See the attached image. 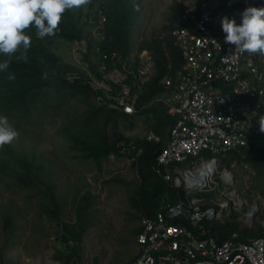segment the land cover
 I'll list each match as a JSON object with an SVG mask.
<instances>
[{
    "label": "trees",
    "instance_id": "16d2710c",
    "mask_svg": "<svg viewBox=\"0 0 264 264\" xmlns=\"http://www.w3.org/2000/svg\"><path fill=\"white\" fill-rule=\"evenodd\" d=\"M91 1L92 10L88 12H85L83 6L80 9L67 10L63 14L58 30L52 36L40 39L36 36L35 29L30 27L27 31L32 35V42L27 52V60L18 59L21 55L19 51L12 57L0 56V60L10 59L8 69L0 72V114L9 118L18 129V135L25 132L28 136L32 126L37 125L34 118L38 112L50 118L62 114L64 119L58 126V133L63 137L61 146H67V155L71 161L76 164L79 162L85 164L84 172L100 170L104 160L112 155L119 158L123 156L128 159L133 158L122 154L119 144L135 142L143 148V153L133 161V166L138 169L140 183L138 182L131 192L129 202L140 212V219L145 216L154 217L164 200L176 204L180 199H185L186 193L183 189L176 188L172 182L165 180L163 174L157 173L154 169L156 157L164 146V142L156 143L148 141L147 138L128 136L129 127H134L138 116L127 114L113 106L115 101L109 100L108 96L116 95L121 84L104 76L101 65L107 64L111 70L117 68L126 76L124 83L130 85L133 94L138 96L136 104L138 111L160 98L161 102L157 101L150 109L154 111L155 117L149 118L147 122L150 124L151 131H155L165 139L171 132L177 117L165 110V102L162 99L169 92L165 89L162 79L171 76L176 80L178 72L182 70L185 63L182 50L174 44L173 31L177 28L190 27L193 22L183 19L184 8L172 9L173 14L170 23L164 28V35L157 37L152 42V46L148 47L154 62L155 73L148 76L150 77L148 80H144L140 57L142 47L136 55L133 56L131 53L132 27L137 22L136 15L133 19L130 11L131 0ZM98 7L105 8L108 15V21L103 28V40L100 37L98 40L94 35H87L85 30L87 24L97 20L94 9ZM165 34L171 36L172 40L169 41ZM84 40H87L89 48L77 52L73 45ZM165 41L168 44L167 49H165ZM58 42L67 44L74 51L75 56L79 54L82 62L87 63L88 71L73 70L72 67L61 63L60 56L54 50V45ZM96 43L101 48L102 54L92 50ZM103 53L108 56L107 60L104 59ZM74 71L79 72V78L70 77L69 73ZM10 74L15 78L8 79ZM89 78L106 79L113 91L108 93L103 89L93 88ZM98 97H103V100H98ZM75 102L77 106L80 104V107L84 108L75 107ZM258 111L260 116L264 115V105ZM39 124H41L40 121ZM15 139V142L0 146V179L11 194L25 192L23 194L25 197L21 196V198L27 199L30 203L29 210L39 207L41 219L47 218L50 222L55 221L58 224L62 231L60 240L70 251L67 256L65 253L63 258L57 259L70 264L73 262L70 256L73 253L71 250L73 247H75L74 251L80 250L84 235L92 226L91 214L86 216L95 203L92 189L87 181L82 182L83 186H76L75 194L71 199L73 204L77 205V223L66 222L63 216L64 197H59L56 188L57 168L54 167L57 161L51 159L49 163L52 162V168L47 167L44 160L48 157L43 152L38 158L32 156L21 146L22 143L18 137ZM248 141V148L244 147L239 152L229 154L223 158V161L228 166L234 161L243 166L248 164L255 174L254 190H258L262 187L261 184H264V132L258 135L250 132ZM206 156L212 157L209 153ZM42 158L43 162H41ZM197 161L191 158L186 164H177L174 167L182 168L187 164L192 166ZM58 168L61 174L66 172L63 161L58 163ZM111 181L124 182L123 179L118 178ZM258 183L261 184L258 185ZM83 191L85 193L79 199ZM38 198L40 202H36ZM16 215L18 218L19 214ZM11 216L14 218L13 215ZM238 216L233 214L231 219L205 221V224L213 230L212 234L223 242L229 240L237 231L240 232L242 241L248 242L264 237V226L257 229L241 228V224L237 221ZM173 222L194 230L185 219H176ZM141 230V227H138L134 229L133 234L138 236ZM74 255L77 253L74 252ZM137 258L129 264H134Z\"/></svg>",
    "mask_w": 264,
    "mask_h": 264
},
{
    "label": "built area",
    "instance_id": "2783aa9c",
    "mask_svg": "<svg viewBox=\"0 0 264 264\" xmlns=\"http://www.w3.org/2000/svg\"><path fill=\"white\" fill-rule=\"evenodd\" d=\"M249 6H264V0H226L215 6L203 1L200 12L189 9L183 14V19L193 25L173 32L186 62L176 80L164 78L169 93L163 101L177 120L169 139L150 131L147 140L164 142L154 169L176 188H184L186 194L176 204L164 200L154 217L141 219L139 256L134 264H264V237L242 241L237 231L223 242L205 224L224 219L225 211L233 207L234 196L229 190L234 181L230 174L218 177L215 159L249 147L248 134L260 132L250 102L264 99V56L240 52L226 44L221 26L225 15L240 22L242 11ZM98 13L104 25V9ZM86 47L85 42L74 45L76 51ZM97 51L102 53L100 47ZM103 57L108 59L105 53ZM101 70L108 79L121 84L116 95L108 96L115 101L113 106L134 114L138 96L124 83L125 76L118 82L109 76L119 69L102 64ZM69 75L72 79L80 77L76 71ZM89 79L93 88L113 91L106 79ZM119 147L133 161L143 153L135 142H121ZM207 153L212 157H206ZM191 158L202 163L185 169L174 167ZM213 195L218 199L211 202ZM237 204L242 206L244 201ZM176 219L187 220L194 230L175 224Z\"/></svg>",
    "mask_w": 264,
    "mask_h": 264
},
{
    "label": "rangeland",
    "instance_id": "374dc122",
    "mask_svg": "<svg viewBox=\"0 0 264 264\" xmlns=\"http://www.w3.org/2000/svg\"><path fill=\"white\" fill-rule=\"evenodd\" d=\"M91 2L88 0V3L83 5L85 12L92 10ZM161 2L164 5L163 10H151L154 6L158 7ZM135 4H137V8H135ZM177 4V0H143L138 6V2L134 1L130 5V11L133 19L136 15L137 22H142L140 31L147 30L151 33L156 28H163L168 24L171 9ZM172 6L173 8H171ZM152 20L156 23L153 24ZM90 23L85 26V30L91 36L98 31L100 26H97V20ZM135 28L136 24L132 29L133 35L136 34ZM137 43L139 44L140 40L136 38L134 42L132 40V49L137 46ZM54 50L64 65L72 67L73 70L88 71L87 63L82 62L79 54L75 56L74 51L67 44L55 43ZM109 77L119 82L124 78V75L121 72H114ZM74 106L80 107V104L77 106V102H75ZM63 119L62 114L50 118L48 115L38 112L34 118L37 125L32 126V130L28 133L29 136L24 132L17 137L22 143L21 146L32 156L38 158L43 152L48 159L42 158L41 162L46 161L47 167L52 168V162L49 163L51 159L57 161L56 167H54L57 168L55 180L57 194L66 198L67 207L74 205L70 196L75 194L76 186H83L82 182L87 181L97 196L94 207L89 213L92 226L86 231L80 250L74 251L75 247L71 250L73 253L70 256H72L73 262L70 264H129L139 254L137 236L133 234V231L137 226H141L140 212L134 209L129 202L131 192L139 182L138 169L133 166L130 159H122L113 155L104 160L100 170L84 172L85 164L83 165L82 162L76 164L71 161L67 155V146H61L63 137L58 133V126ZM129 128L128 135L131 137L142 134V132H136L132 136L130 131L133 128ZM13 141L15 142L16 139ZM219 160L222 161L220 158ZM60 161H63L65 165L66 172L64 174H61L58 168ZM231 166L235 169L238 178L229 190V194L234 196L232 201L234 209L230 208L228 213L225 211L227 216L223 220L231 219L233 214H238L237 221L242 227L248 225L252 228L253 222L261 225L264 222L263 211L256 209L254 203L259 200L263 205L264 196L260 191L257 197V192L254 190L256 183L254 171L250 166H243L237 161L232 162ZM227 170H229L228 164L225 163L222 165L221 172ZM95 175L96 177H94ZM115 178L123 179L125 183H113L111 180ZM258 185L260 184L258 183ZM20 192L11 194V191L0 179V264H66L65 261L57 259L63 258L65 253L67 256L70 251L60 240L62 231L58 224L55 221L50 222L47 218L41 219L39 207L29 210L30 203L27 199L21 198V196L25 197L23 195L25 192ZM214 199L218 198L213 195L210 201L212 202ZM242 201H244V208H242L243 205H235V202L241 203ZM36 202H40V199ZM16 214H19L18 218ZM66 217L70 222L77 221L76 207L74 210L73 208L69 210ZM7 224H9L8 228H6ZM74 252L77 255H74Z\"/></svg>",
    "mask_w": 264,
    "mask_h": 264
},
{
    "label": "clouds",
    "instance_id": "9594fccd",
    "mask_svg": "<svg viewBox=\"0 0 264 264\" xmlns=\"http://www.w3.org/2000/svg\"><path fill=\"white\" fill-rule=\"evenodd\" d=\"M202 2L199 10H201ZM207 2L213 6L217 4H213L210 1ZM224 2L225 1L218 3L222 4ZM87 3L88 0H0V56L12 57L19 51L21 52V55L18 59L27 60V52L30 49L32 42V35L27 31L30 27L35 29V34L40 39L52 36L58 30L63 14L67 10L80 8ZM101 8L104 9L108 21V15L105 8L98 7L95 9L98 21L97 26H100L96 34L98 40L99 37L101 40L104 39L102 36L104 34L103 28L107 22L106 21L104 25L101 24V19L98 13ZM221 26L225 34L224 42L226 44L234 45L235 49L240 52L264 56V6H249L245 8L241 13L240 22H237L235 18H229L225 15L221 19ZM83 42L87 44V47L84 50L88 49L89 44L87 40H84ZM98 47L99 45L96 43L92 50L96 53L98 52ZM9 64L10 59L0 60V72L8 69ZM141 73L143 75L145 74L142 67ZM14 78V75L10 74L8 76V79L10 80ZM145 78L148 80L150 77L145 76ZM164 78L162 79V83ZM262 86L264 87V83ZM162 100H164V98ZM262 105H264V99L262 101L257 98L251 99L250 107L254 108L256 123L260 125L259 133L264 132V115L260 116L258 111ZM259 133L255 134L258 135ZM17 136L18 129L11 123L7 116L0 114V146L12 143ZM223 158L224 157H220L222 161H220L219 158L214 161L215 166L218 167V177L223 174H230L235 183L238 179L234 172L230 171V166H228L229 170L221 172L222 165L225 164ZM198 162L202 163V160H198L196 164H198ZM194 165L195 164L192 166ZM245 199L250 201V199ZM261 206L263 209L262 204ZM231 208L233 209V207Z\"/></svg>",
    "mask_w": 264,
    "mask_h": 264
},
{
    "label": "crops",
    "instance_id": "0c3cea01",
    "mask_svg": "<svg viewBox=\"0 0 264 264\" xmlns=\"http://www.w3.org/2000/svg\"><path fill=\"white\" fill-rule=\"evenodd\" d=\"M134 1H137L138 2V6H139V3L140 2H143V0H132V2H134ZM144 1H146V0H144ZM202 1H204V0H177V2H178V4H177V6H175L174 8H177V9H180V8H184L183 10V14L186 12V10H189V9H192V10H197L198 12H200V10H199V7H200V4H201V2ZM207 1H210L211 3H213V4H216V3H218V2H222V1H226V0H207ZM163 2H161V3H159V6L158 7H153L151 10H163ZM135 8H137V4H135ZM171 8H173V6L171 7ZM174 8H173V10H174ZM172 10V9H171ZM172 11H171V13H170V15H169V18H168V24L170 23V18L172 17ZM135 21H137V17L135 18ZM153 21V20H152ZM156 22L155 21H153V24H155ZM136 24V28H135V32H136V34H132V40H133V42L135 41V38L136 39H138V40H140V43L138 44L137 43V46L136 47H134L133 49H132V55L134 56V55H136L137 53H138V50H140V48L142 47V49L140 50V57H141V63H142V68H143V70H144V72H145V76H152L154 73H155V67H154V62L152 61V56H151V53H150V51H149V49H148V47H151L152 46V42L157 38V37H160L161 35H164V28H165V26L162 28V30H161V28L159 27V28H156V30H154L153 32H148L147 30L146 31H144V30H142V31H140V26L142 25V22H136L135 23ZM167 24V25H168ZM145 25V24H144ZM133 27H134V25H133ZM133 27H132V29H133ZM86 34L87 35H90V33H87L86 32ZM96 34H97V32H94V34H92V35H94L95 37H96ZM91 35V36H92ZM165 37H168L169 38V41L170 40H172V38H171V36H166V34H165ZM132 40H131V47H132ZM174 44H175V42H174ZM176 45V44H175ZM135 46V45H134ZM177 46V45H176ZM168 48V44H167V42L165 41V49H167ZM144 62V63H143ZM182 71V70H181ZM181 71L180 72H178V74H177V78L180 76V73H181ZM145 80H147V78H145ZM167 94L168 93H166V96H165V98L167 97ZM160 99V98H159ZM159 99H157V100H155V103L157 102V101H159V102H161ZM154 101L152 102V103H150V104H148V105H145V106H143L142 108H141V111H136V115L138 116L137 117V119H138V121L135 123V125H134V127H133V129L130 131V135H132V136H134V133H136V132H142V134L140 135L139 134V136H135V137H133V138H138V137H141L142 139H145V138H147V135H148V133L151 131V129H150V124H149V122H147L148 121V119L149 118H153V117H155V113H154V111L153 110H150L151 108H152V106H154ZM170 105H168L167 103H165V110H167V113H169V114H172L171 112H170ZM139 112V113H138ZM138 125V126H137ZM135 126H137L136 127V129H135ZM144 131V132H143ZM129 136V135H128ZM162 136V135H161ZM131 137V136H130ZM169 137H170V133L167 135V137L165 138L166 140L167 139H169ZM113 156V155H112ZM111 157V156H110ZM109 157V158H110ZM115 157V156H114ZM120 158H122V159H128L127 157H125V156H123V157H120ZM131 160V159H130ZM132 162H133V160H131ZM238 163V162H237ZM196 164V163H195ZM239 164V163H238ZM246 166H249L248 164H245ZM188 166H190V165H185L184 167H180L181 169H185V168H187ZM230 171L231 172H234V174L236 175L237 173H236V171H235V169L230 165ZM236 178H237V176H236ZM238 179V178H237ZM138 181H139V183H140V178H139V176H138ZM137 184H138V182H137ZM261 184V183H260ZM261 188H258V190H255L256 192H257V194H259V192L261 191V193H262V195L264 194V185H262L261 184ZM254 191V190H253ZM85 193V191H83L82 192V194L79 196V199H80V197L83 195ZM92 193H93V195H94V197H93V199L94 200H96L97 199V196L95 195V192L92 190ZM72 196L73 195H71L70 196V198H72ZM264 196V195H263ZM59 197H64L63 195H59ZM63 202L65 203L64 204V219H65V221L66 222H68V223H72V224H75L77 221H75V222H70V220H68V217H66V216H68V212H69V210H71L72 208H73V210H74V208L76 207V209H77V205L75 204V205H72V207L70 206V207H67V205H66V198L64 197V199H63ZM71 202H72V199H71ZM264 202V201H263ZM93 207H94V205H93ZM92 210V209H91ZM90 210V211H91ZM263 210H264V203H263ZM263 210H261V211H263ZM76 213H77V211H76ZM90 213V212H89ZM89 213L88 214H86V216L87 215H89ZM262 215H263V212H262ZM255 223V224H254ZM264 223V222H263ZM261 224V225H257L256 224V222H253L252 224H251V226H252V228H250V227H248V225L247 226H244V227H242V225H241V228H245V227H247V228H250V229H257V228H259V227H261V226H264V224ZM138 227H141V226H137V228ZM138 246V245H137Z\"/></svg>",
    "mask_w": 264,
    "mask_h": 264
},
{
    "label": "water",
    "instance_id": "95a60500",
    "mask_svg": "<svg viewBox=\"0 0 264 264\" xmlns=\"http://www.w3.org/2000/svg\"><path fill=\"white\" fill-rule=\"evenodd\" d=\"M216 162H217V160H216ZM232 176H233V175H232ZM254 206H255L256 209H258L259 211L262 210V206H261V203H260L259 200H256V202L254 203ZM242 208H243V207H242ZM253 210L256 211L255 208H253Z\"/></svg>",
    "mask_w": 264,
    "mask_h": 264
}]
</instances>
